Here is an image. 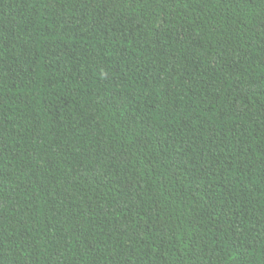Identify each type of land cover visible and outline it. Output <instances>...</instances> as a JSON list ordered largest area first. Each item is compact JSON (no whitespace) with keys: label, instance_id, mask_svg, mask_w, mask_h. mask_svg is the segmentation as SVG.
Masks as SVG:
<instances>
[{"label":"trees","instance_id":"trees-1","mask_svg":"<svg viewBox=\"0 0 264 264\" xmlns=\"http://www.w3.org/2000/svg\"><path fill=\"white\" fill-rule=\"evenodd\" d=\"M0 264H264V0H0Z\"/></svg>","mask_w":264,"mask_h":264}]
</instances>
